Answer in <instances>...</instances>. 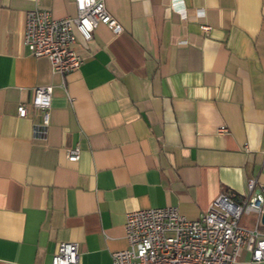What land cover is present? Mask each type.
I'll list each match as a JSON object with an SVG mask.
<instances>
[{
    "label": "crops",
    "instance_id": "obj_1",
    "mask_svg": "<svg viewBox=\"0 0 264 264\" xmlns=\"http://www.w3.org/2000/svg\"><path fill=\"white\" fill-rule=\"evenodd\" d=\"M184 1L188 21L164 0H105L124 32L75 30L84 63L62 76L24 46L26 13L75 17V0H0V264H52L62 243L79 245V264H112L129 213L195 221L223 192L248 197L250 179L263 192L264 0ZM41 87L53 90L45 139Z\"/></svg>",
    "mask_w": 264,
    "mask_h": 264
},
{
    "label": "built area",
    "instance_id": "obj_2",
    "mask_svg": "<svg viewBox=\"0 0 264 264\" xmlns=\"http://www.w3.org/2000/svg\"><path fill=\"white\" fill-rule=\"evenodd\" d=\"M182 20H191L184 0H164ZM77 15L57 19L48 10L26 13L24 46L36 58H46L56 74L77 72L84 60L75 51L77 30L86 42L93 39L99 24L108 26L114 35L123 26L110 14L105 0H75ZM202 16V14L197 15ZM204 33L210 31L202 25ZM52 88H36L31 105L40 114L35 135L45 139L50 126ZM25 118V104L18 107ZM227 133L226 128H221ZM67 159L79 162L81 149H69ZM264 174V164L262 168ZM249 196L238 200L233 192L221 193L195 221L182 216L175 207L144 209L127 214L125 230L128 249L114 253L112 264H236L243 250L252 254V264L264 262V234L259 231L264 214V193L257 190L256 179L248 182ZM245 215H255L257 224L250 230L241 226ZM52 264H79V245L62 243Z\"/></svg>",
    "mask_w": 264,
    "mask_h": 264
},
{
    "label": "water",
    "instance_id": "obj_3",
    "mask_svg": "<svg viewBox=\"0 0 264 264\" xmlns=\"http://www.w3.org/2000/svg\"><path fill=\"white\" fill-rule=\"evenodd\" d=\"M263 193H264V188H263ZM262 224L264 225V214L262 216Z\"/></svg>",
    "mask_w": 264,
    "mask_h": 264
}]
</instances>
